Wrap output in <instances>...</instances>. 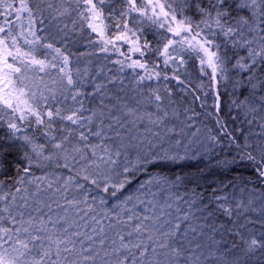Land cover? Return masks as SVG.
Here are the masks:
<instances>
[{"label": "snow or ice", "instance_id": "6c2138e0", "mask_svg": "<svg viewBox=\"0 0 264 264\" xmlns=\"http://www.w3.org/2000/svg\"><path fill=\"white\" fill-rule=\"evenodd\" d=\"M77 38L127 77L97 82ZM126 78L133 105L86 106ZM205 87L215 131L177 107ZM0 126V264H264V0H0ZM244 165L262 187L207 179Z\"/></svg>", "mask_w": 264, "mask_h": 264}, {"label": "trees", "instance_id": "16d2710c", "mask_svg": "<svg viewBox=\"0 0 264 264\" xmlns=\"http://www.w3.org/2000/svg\"><path fill=\"white\" fill-rule=\"evenodd\" d=\"M189 14L192 15V13H189ZM91 38L95 39L94 37H91ZM151 38H152L151 35H149V39ZM122 50L126 51L127 46L126 45L122 46ZM72 51L76 52L77 54L82 53V52L94 53L93 55L83 56L81 58L85 60H90V59L92 60V64L90 66L91 71L93 70L96 71L99 68L101 69V65L104 61L102 58L98 57V52H99L98 47H94L93 45L89 44L87 38H77V43L76 45L72 47ZM113 55L116 56L117 58L116 54L113 53ZM81 67L83 68L84 66L82 65ZM188 73H190V75L187 76V80L190 82L192 88H196V86L201 82V80H203L205 85H207L206 78L200 76L198 62H192V61L189 62ZM96 74L97 72H95L93 76H95ZM115 75H123L127 77V72L124 74H119L116 72ZM101 80H103V78ZM103 82L105 83V80H103ZM114 87L115 85H113L111 88L107 87L105 89L111 92V95H110L111 97L119 96L121 97L122 101L126 103H128V101L131 100V98H133L134 94L132 93V91H130V89L120 91V89H114ZM86 91H89V92L92 91L91 85L87 86ZM115 91H117V94L115 93ZM205 91L208 92L207 97L203 95V92ZM218 91L220 93V116L222 117L223 121L229 126L230 129L239 127L242 116L238 115L236 109L230 108L232 99H234L235 95L238 93L234 94L232 84L230 82H222L219 85ZM196 95L200 96L199 100H196L193 98V93L191 90L188 92L187 95L178 94L176 97L177 107H179L182 113H183V109L186 107L194 109L195 112L200 114L199 116L195 118L197 125L201 127V129H204V127L207 126V128H211L213 129V131H215L216 124L213 118L216 114L215 109L213 108V104L215 103L214 93L209 91V89L205 87L202 91H197ZM101 99L102 98H100V95H97L95 97H89V99L85 101V104L88 107L99 105ZM108 100L109 101L107 105L110 108L113 105L117 104L116 103L117 101L110 100V99ZM202 101H206L205 106L203 108L200 107V104ZM104 103L106 104L105 101ZM133 104L130 103V105H133ZM208 113H212V115L209 116ZM188 115H191V112H189ZM233 117H236L235 122H233ZM181 119H184L183 115H181ZM5 132H6V127L0 126V135H3ZM194 145L196 146V144ZM196 147L199 148V145H197ZM217 151L219 152L220 148H217ZM226 153H227V146L225 142L224 153H222V155ZM197 163L199 162H196V161L188 162V164L190 165H196ZM181 167L182 166L168 165L164 168V171L167 172L169 175H171L172 172H180ZM199 167H204V164L199 163ZM169 169H171V171H169ZM183 171L195 172L196 168L194 166L193 167H183ZM138 179L142 181L143 177L142 176L138 177ZM207 179L211 181L212 183H216L219 181H224L225 183H227L228 181H233L236 184H240L242 181H247L248 187H252L253 184H255L257 187H262L259 184V182L256 180L255 173L252 171L251 167L247 165L236 167L235 170L215 169L214 173L207 174ZM136 187H137V181L134 180L132 185L128 186V191L133 192L136 189ZM210 190L211 189L209 188V191Z\"/></svg>", "mask_w": 264, "mask_h": 264}, {"label": "rangeland", "instance_id": "374dc122", "mask_svg": "<svg viewBox=\"0 0 264 264\" xmlns=\"http://www.w3.org/2000/svg\"><path fill=\"white\" fill-rule=\"evenodd\" d=\"M92 37L96 38L94 34L92 35ZM106 56H108L107 59L105 58ZM98 57L102 58L103 61H104L102 63V65H101V68L104 69L103 72H99V69L100 68L98 70H96V71H94V70L91 71V68H90V66L92 64V60L91 59L90 60H85V59H82L81 58L80 64H82L83 66L87 65L89 67L92 75H94L95 72L99 73V74H96L95 75V79H96L97 82H99V81L103 82V80H105V83H107V78L109 77V75H115V73H116L115 72V69L118 66H116V65H114V64H112L110 62L111 60H115L116 59V56H114L113 53L105 54V53L98 52ZM89 61H91L90 64L88 63ZM82 65H80V66H82ZM109 69H112V72L111 73H109V71H108ZM102 78H103V80H101ZM129 84H130V78H126L125 79V83H124V90L130 89ZM113 85H115L114 89H120L119 88L120 86H119L118 83H116V84H108L107 87L108 88H111ZM130 91H131V89H130ZM115 93L117 94V91H115ZM110 95H111V92L105 90L104 95L103 96H100V98H102L106 102V104L109 101L108 99L117 101L115 96L111 97ZM133 102H134L133 101V98H131V100L128 101V104L129 105H130V103L133 104ZM116 103H118V101ZM196 146L195 145H192V148L195 150L196 148H198ZM200 150L203 151V149H200Z\"/></svg>", "mask_w": 264, "mask_h": 264}]
</instances>
